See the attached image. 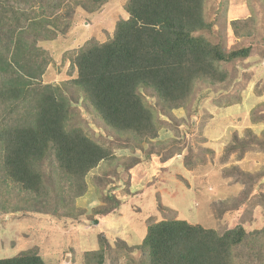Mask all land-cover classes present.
I'll return each mask as SVG.
<instances>
[{
    "label": "rangeland",
    "instance_id": "1",
    "mask_svg": "<svg viewBox=\"0 0 264 264\" xmlns=\"http://www.w3.org/2000/svg\"><path fill=\"white\" fill-rule=\"evenodd\" d=\"M19 1L18 9L40 19L38 0L30 8ZM110 2V9L92 14L61 7L59 27L69 22V28L35 43L49 58L40 83L60 86L73 109L70 123L110 156L85 175L81 196L75 197L78 182H63L40 211L38 201L0 177V259L34 250L46 264H87L104 240L103 264H145L140 244L147 226L161 220L181 219L217 233L264 226V0H206L204 16L213 26L203 35L225 52L249 47V56L219 64L220 83L196 81L177 110L168 112L152 91L140 89L157 133L138 143L133 134L110 128L71 84L76 49L91 38L107 40L124 16V0ZM86 14L96 15L95 22L78 20ZM232 20L249 26L232 29Z\"/></svg>",
    "mask_w": 264,
    "mask_h": 264
},
{
    "label": "trees",
    "instance_id": "2",
    "mask_svg": "<svg viewBox=\"0 0 264 264\" xmlns=\"http://www.w3.org/2000/svg\"><path fill=\"white\" fill-rule=\"evenodd\" d=\"M22 1L30 8L36 0ZM108 1L38 0L35 21L33 11L18 9L19 0H0V177L38 201L37 211L46 209L49 193L57 198L63 182H78L75 197L81 196L85 175L110 154L70 123L73 109L60 86L40 83L49 58L36 40H52L69 28V22L59 27L61 7L92 14ZM205 2L124 0V18L110 37L102 43L91 38L76 49L77 77L71 84L110 128L133 134L137 143L156 137L153 112L140 89L152 91L168 112L177 110L196 81L220 83L225 74L219 64L249 56V47L225 52L203 35L213 26L205 19ZM22 18L29 19L27 26ZM238 24L249 26L245 20L229 22L232 29ZM105 246L100 240L87 264H103ZM140 249L145 264H264V226L250 233L241 225L217 233L181 219L161 220L147 226ZM0 264L46 263L37 251L27 250Z\"/></svg>",
    "mask_w": 264,
    "mask_h": 264
},
{
    "label": "crops",
    "instance_id": "3",
    "mask_svg": "<svg viewBox=\"0 0 264 264\" xmlns=\"http://www.w3.org/2000/svg\"><path fill=\"white\" fill-rule=\"evenodd\" d=\"M111 3L112 2H110V3H107L105 6H103V8L106 10V8H111ZM113 9V8H112ZM91 19H90V18ZM88 17V14H86V15H82V16H80L79 18H78V20L79 21H82V22H84L85 24H87V25H90V22H95L94 20H95V18H96V15H94V16H89ZM122 18H124V16L122 17ZM89 19L91 20V21H89ZM79 24H81V23H79ZM83 24V23H82Z\"/></svg>",
    "mask_w": 264,
    "mask_h": 264
}]
</instances>
